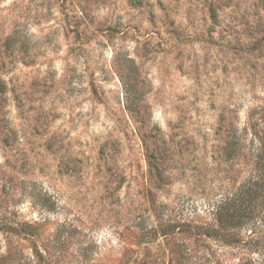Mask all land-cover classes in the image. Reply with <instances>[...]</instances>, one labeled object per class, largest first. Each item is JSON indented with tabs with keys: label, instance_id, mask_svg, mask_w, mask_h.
Segmentation results:
<instances>
[{
	"label": "rangeland",
	"instance_id": "374dc122",
	"mask_svg": "<svg viewBox=\"0 0 264 264\" xmlns=\"http://www.w3.org/2000/svg\"><path fill=\"white\" fill-rule=\"evenodd\" d=\"M251 124L264 0H0V264H264Z\"/></svg>",
	"mask_w": 264,
	"mask_h": 264
},
{
	"label": "trees",
	"instance_id": "16d2710c",
	"mask_svg": "<svg viewBox=\"0 0 264 264\" xmlns=\"http://www.w3.org/2000/svg\"><path fill=\"white\" fill-rule=\"evenodd\" d=\"M250 128L254 131V137H256V139H257V145H256V147H257V149H258V152H259V154H261V153H263L264 154V131L263 130H261V129H259V126L258 125H253V124H251L250 125ZM233 149L234 148H231L230 149V155H232L233 154ZM258 164H261L260 162H258ZM260 167H262V169H263V174H264V164L262 165V166H260ZM256 192V190H248L247 191V195H252L253 193H255ZM225 202V201H224ZM224 202L223 203H221V205H224ZM243 204V203H242ZM249 207V202L248 203H246V209L244 208V209H234V211L232 212V213H229L228 215H229V217H230V219H234L235 217H241V218H245V217H250V214H251V212L250 211H248L247 210V208Z\"/></svg>",
	"mask_w": 264,
	"mask_h": 264
}]
</instances>
